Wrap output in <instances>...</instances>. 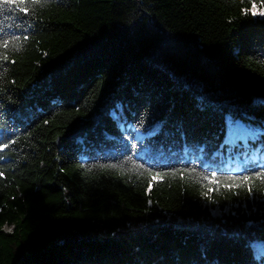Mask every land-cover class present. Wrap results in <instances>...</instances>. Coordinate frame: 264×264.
<instances>
[{
    "label": "trees",
    "instance_id": "1",
    "mask_svg": "<svg viewBox=\"0 0 264 264\" xmlns=\"http://www.w3.org/2000/svg\"><path fill=\"white\" fill-rule=\"evenodd\" d=\"M253 10L264 0L5 10L0 264H264V16ZM213 175H249L252 191Z\"/></svg>",
    "mask_w": 264,
    "mask_h": 264
},
{
    "label": "snow or ice",
    "instance_id": "2",
    "mask_svg": "<svg viewBox=\"0 0 264 264\" xmlns=\"http://www.w3.org/2000/svg\"><path fill=\"white\" fill-rule=\"evenodd\" d=\"M21 2H23V0H21ZM42 0H31V4L34 6L38 3H41ZM44 2H46V0H44ZM15 3V0H0V16H2L5 12V10L9 9L11 5H13ZM253 8H255V5H253ZM16 9L19 10V12L24 13L25 16H27L29 9L28 7H21L20 4L16 5ZM16 9H12V11H15ZM245 14H247V12H245ZM251 14L253 16L259 14L261 16H264V11L261 12H257V11H251ZM18 19L20 17H17ZM3 36V28H0V38H2ZM19 38L17 37L14 41H13V51H19L20 48L16 47V40H18ZM24 39H27V37L25 36ZM3 47L4 48H8L9 47V41L8 40H4L3 41ZM0 59H7V55L5 54L4 56L0 57ZM8 145L4 144V145H0V150H2L3 148H7ZM0 159H3L2 156H0ZM110 167H116L115 165H111ZM3 173L0 172V175H2ZM174 174V173H173ZM183 175V173L181 174ZM160 176L159 173H157L156 175L152 176V180L156 181L157 178ZM162 178V177H161ZM255 179H258L261 181V184L264 185V170H261L259 172L255 173ZM205 180H209L211 183H215V184H219L220 180H224V181H231L232 183H226L224 185V187L232 189V188H240L242 186H244L245 184H248V191L251 192L252 191V187H251V181L253 179V177H250L249 175H243V176H226V177H222V178H217L214 175L212 177H204ZM151 189V184L149 185V190ZM213 189H209V192L212 191ZM218 190V188L216 189ZM205 195H208V193L206 192Z\"/></svg>",
    "mask_w": 264,
    "mask_h": 264
},
{
    "label": "water",
    "instance_id": "3",
    "mask_svg": "<svg viewBox=\"0 0 264 264\" xmlns=\"http://www.w3.org/2000/svg\"><path fill=\"white\" fill-rule=\"evenodd\" d=\"M81 130H78V131H76V133H75V135H79V134H81Z\"/></svg>",
    "mask_w": 264,
    "mask_h": 264
}]
</instances>
